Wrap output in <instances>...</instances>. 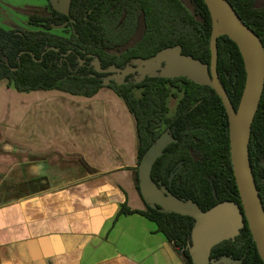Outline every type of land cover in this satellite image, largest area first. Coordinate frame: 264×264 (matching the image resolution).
I'll return each instance as SVG.
<instances>
[{
  "label": "trees",
  "instance_id": "trees-1",
  "mask_svg": "<svg viewBox=\"0 0 264 264\" xmlns=\"http://www.w3.org/2000/svg\"><path fill=\"white\" fill-rule=\"evenodd\" d=\"M227 1L264 46V0ZM23 12L37 30H5L0 25L1 85L21 94L58 91L84 98L94 97L102 88L112 90L134 124L137 167L169 129L177 142L167 146L155 162L152 180L203 211L224 201L241 208L230 160L228 118L211 88L186 78L161 77L136 85H105L99 73L176 45L183 54L210 65L212 20L203 0H70L67 15L47 0L46 7ZM54 27L69 32L56 34ZM217 48L218 77L237 109L246 77L242 56L224 34L217 38ZM135 89H141V94L137 96ZM170 97L177 98L173 115H169ZM249 161L264 208V89L252 123ZM135 188L145 209L132 210L123 204L118 215L138 214L153 222L183 263L193 264L189 246L194 220L143 201L137 168ZM243 222L235 240L212 249L211 259L231 257L242 264H263L244 217Z\"/></svg>",
  "mask_w": 264,
  "mask_h": 264
},
{
  "label": "crops",
  "instance_id": "crops-1",
  "mask_svg": "<svg viewBox=\"0 0 264 264\" xmlns=\"http://www.w3.org/2000/svg\"><path fill=\"white\" fill-rule=\"evenodd\" d=\"M136 135L110 89L0 84V264H184L135 188Z\"/></svg>",
  "mask_w": 264,
  "mask_h": 264
},
{
  "label": "water",
  "instance_id": "water-1",
  "mask_svg": "<svg viewBox=\"0 0 264 264\" xmlns=\"http://www.w3.org/2000/svg\"><path fill=\"white\" fill-rule=\"evenodd\" d=\"M203 1L212 20L210 65L183 54L180 45L165 48L149 59L137 61L142 65L139 68L142 75L159 70L160 65L165 63L161 78H186L196 85L211 88L220 98L229 122L230 160L241 208L235 202L224 201L203 211L192 200L179 199L166 187H159L152 180L155 162L167 146L177 142L167 132L150 146L137 167L139 191L143 201L152 208L158 206L164 212L194 220L189 246L193 264H241V260L231 257L214 260L210 255L212 249L221 242L235 240L244 227L243 217L264 264V208L249 161L252 123L264 89V46L227 0ZM51 3L56 11L68 14L69 3L66 9L55 7L52 0ZM222 34L236 44L244 63L245 84L237 109H234L217 73V38ZM96 65L99 67L98 63Z\"/></svg>",
  "mask_w": 264,
  "mask_h": 264
},
{
  "label": "rangeland",
  "instance_id": "rangeland-1",
  "mask_svg": "<svg viewBox=\"0 0 264 264\" xmlns=\"http://www.w3.org/2000/svg\"><path fill=\"white\" fill-rule=\"evenodd\" d=\"M55 7L59 9H66L69 0H52ZM47 6V0H0V25L5 30L25 29L37 30L28 24L27 16L23 12L26 8H43ZM53 32L60 35H66L69 29L64 27H54ZM175 93V91H172ZM138 95L139 93L136 92ZM177 104L176 97L168 99L169 115L175 111Z\"/></svg>",
  "mask_w": 264,
  "mask_h": 264
},
{
  "label": "flooded vegetation",
  "instance_id": "flooded-vegetation-1",
  "mask_svg": "<svg viewBox=\"0 0 264 264\" xmlns=\"http://www.w3.org/2000/svg\"><path fill=\"white\" fill-rule=\"evenodd\" d=\"M140 59H142V58H140ZM147 59H149V58H147ZM137 60L138 59H132L131 61L126 62L121 67L113 66V67L108 68L107 70L105 69L103 71L99 68L101 70V71H99V73L104 75L103 83H108V85L111 83H115L118 86L142 84L146 79L160 77V75L162 73V69L165 68V63H162L159 67V70H156V71L150 72L148 74L142 75V73H140V71H139L140 70L139 68L142 65ZM143 60H146V59H143ZM95 66H96V68L98 67L96 64H95ZM175 79H179V78H175ZM134 92L135 93L137 92V93H139L138 95H140L141 89H135ZM228 124H229V122H228ZM165 132L169 133V135L171 136V132L169 129H166L163 133H165ZM241 264H242V262H241Z\"/></svg>",
  "mask_w": 264,
  "mask_h": 264
}]
</instances>
